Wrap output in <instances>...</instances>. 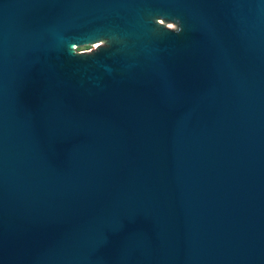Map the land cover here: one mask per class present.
Masks as SVG:
<instances>
[{
	"label": "water",
	"instance_id": "95a60500",
	"mask_svg": "<svg viewBox=\"0 0 264 264\" xmlns=\"http://www.w3.org/2000/svg\"><path fill=\"white\" fill-rule=\"evenodd\" d=\"M0 264H264V0H0Z\"/></svg>",
	"mask_w": 264,
	"mask_h": 264
},
{
	"label": "clouds",
	"instance_id": "9594fccd",
	"mask_svg": "<svg viewBox=\"0 0 264 264\" xmlns=\"http://www.w3.org/2000/svg\"><path fill=\"white\" fill-rule=\"evenodd\" d=\"M170 21H174V22H175L174 27H172L173 30H171V31H173V32H179V31L181 30L179 20H170ZM172 25H173V24H172ZM107 40H108V39H107ZM108 44H109V41H108V43H107V46H108ZM101 48H102V47H101ZM71 50H72V52H73L72 45H71ZM73 53H74V52H73Z\"/></svg>",
	"mask_w": 264,
	"mask_h": 264
},
{
	"label": "rangeland",
	"instance_id": "374dc122",
	"mask_svg": "<svg viewBox=\"0 0 264 264\" xmlns=\"http://www.w3.org/2000/svg\"><path fill=\"white\" fill-rule=\"evenodd\" d=\"M166 26H168V27H171V28H172V26H170V25H166Z\"/></svg>",
	"mask_w": 264,
	"mask_h": 264
}]
</instances>
